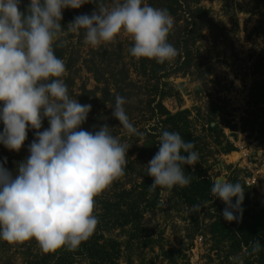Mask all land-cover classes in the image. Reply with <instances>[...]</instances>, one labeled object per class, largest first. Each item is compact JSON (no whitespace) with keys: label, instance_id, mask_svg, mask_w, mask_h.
<instances>
[{"label":"rangeland","instance_id":"rangeland-1","mask_svg":"<svg viewBox=\"0 0 264 264\" xmlns=\"http://www.w3.org/2000/svg\"><path fill=\"white\" fill-rule=\"evenodd\" d=\"M144 2L148 4L147 0ZM260 2L200 0V5L210 10L216 25L213 29L205 28L192 46L194 59L190 69L164 78L158 89L154 87L155 79L140 75L143 70L139 68L138 59L130 54L134 42L127 34L121 33L114 43L97 48L84 44V30L79 34L68 32L62 37L67 41L63 46L70 58L67 63H71V70H66L62 79L73 77L72 83L67 82L69 95L79 103L84 99L87 104L96 105L92 114H88L90 122L82 128L95 132L107 124L112 135L129 147L126 169L130 177L116 180L111 184L112 192L95 198L97 214L105 198L115 201L124 182H137L147 171L150 160L145 159L141 148L154 133L151 127L159 115L149 103L157 104L161 90L167 94L162 99L166 110L172 114L190 110L191 130L194 136L201 137L193 138V143L202 167L214 180L223 178L243 186L242 213H235L238 220L249 219L252 223L255 214L264 212V4ZM29 4L30 0H21L20 10L27 9ZM94 9L95 4L86 3L79 9H71L70 13L91 15ZM65 12L63 9V20ZM71 22L61 25L65 31ZM176 62V57L166 61L168 68ZM111 72L117 79L126 77L117 85L124 88L121 96L127 100L126 114L133 126L144 134L142 137L128 134L113 117L115 100L103 103L106 91L115 90ZM155 96L157 100L152 102ZM210 102L221 107L217 120L223 131L217 135L203 129ZM229 122L231 126L227 125ZM229 146L234 150L228 151ZM4 150L6 148L1 149ZM29 155L27 153L23 161ZM13 162L9 171L15 176L17 161ZM126 187L131 186L126 184ZM217 199L202 202L197 211L195 205L178 200L172 188L162 191V205L145 210L140 225L117 226L106 233V237L119 243L118 264H259L253 245L239 247L234 237L235 228L228 226V222V227L219 222L225 221V208L220 206L217 212L213 207ZM232 203H236V198L233 197ZM239 229L242 228L239 226ZM39 248L34 239L17 244L0 240V264H28ZM74 264H88V261L79 257Z\"/></svg>","mask_w":264,"mask_h":264},{"label":"clouds","instance_id":"clouds-1","mask_svg":"<svg viewBox=\"0 0 264 264\" xmlns=\"http://www.w3.org/2000/svg\"><path fill=\"white\" fill-rule=\"evenodd\" d=\"M21 0H0V144L19 152L28 128L36 131L30 155L12 172L0 164V240L9 244L35 240L45 254L66 248L74 251L94 233L99 219L95 198L125 174L129 147L113 136L107 124L92 132L81 125L91 111L69 95L62 79L65 62L54 52V43L63 47L68 32L84 30L85 45L97 48L114 43L127 34L134 42L129 49L136 59H154L163 64L178 55L167 38L174 18L167 9L155 8L144 0H30L27 11ZM95 4L91 15L76 16L66 30L62 11ZM117 95L112 113L128 134L143 136L130 122ZM49 127L39 131L44 119ZM159 150L148 162L147 175L153 178L149 191L190 184L184 165L193 166L199 154L192 141L179 133L162 131ZM182 153H187V156ZM6 159L4 163H6ZM211 194L227 207L226 221L238 220L244 188L223 178L213 181ZM233 197L236 203L233 204ZM199 210V205L194 206ZM260 244L253 242L252 251Z\"/></svg>","mask_w":264,"mask_h":264},{"label":"trees","instance_id":"trees-1","mask_svg":"<svg viewBox=\"0 0 264 264\" xmlns=\"http://www.w3.org/2000/svg\"><path fill=\"white\" fill-rule=\"evenodd\" d=\"M147 1L152 7L167 9L170 15L174 18V26L168 35L167 41L178 50V55L176 56L177 62L175 66L168 68L169 64L166 62L160 64L154 59H138L139 68H141V71L143 70L142 74L140 75L142 77L144 76L145 78L148 77L150 80L155 79L154 87L158 89L160 84L163 83L162 81L164 78L175 75L179 71L190 69L191 65H193L192 61L194 59L191 50L192 46L196 43V41H198L199 37L202 36V32L205 28L213 29L216 24L210 16V10L203 5H200V0ZM260 4H264V0H261ZM26 11L27 9L23 10L22 12ZM70 11V8H66V12L64 14L65 19H62L61 25L65 24L66 22L73 21L72 19L76 17V13L72 14ZM58 44L59 41H56L53 45L55 55L65 62L66 70H71V63H67L70 58L66 56L65 52L63 51V47L57 46ZM110 77H113L114 79L115 90L114 92H111V90L106 91V96L104 97L103 103L114 101L117 95H123L121 93L123 92L124 88L117 84L118 82L120 83L121 81L125 80L126 77L124 76L121 79H117L115 78L113 72H111ZM72 78L73 77H71V75L65 78L64 81L66 85L69 81L72 83ZM97 80L99 81L101 78L97 77ZM258 85L260 84L258 83ZM84 91L88 93L90 92V90L87 89ZM159 96L160 97L155 106H152V104L149 103L150 107H153L152 110H156L159 116L156 123L151 127L152 131H154L153 135L151 136V140L146 142L145 147L141 148L146 160H151L158 152L159 137L164 130L179 133L186 142H193V138H196L197 140L201 138L199 136H194L191 130L190 121L188 119L191 113L190 110H183L172 114L162 105V99L167 96V94L161 90ZM156 97L157 96L154 97L152 102L157 100ZM80 103L87 104V100L82 99ZM2 106V103H0V108H2ZM95 106V104L91 106V111L89 112L90 114H92V111H94ZM207 111V118L206 122L203 124V129L207 132H210L212 135H217L223 131L220 121L217 120L218 114L221 113V107L220 105L213 102L207 106ZM163 116H166V118L163 119ZM89 122L90 121L88 118L86 122L81 125V127L88 124ZM227 125L231 126L232 124L229 122ZM243 125L244 130L248 129L245 121ZM48 127L49 123L45 118L39 131H43ZM3 128V122L0 121V133L3 132ZM36 131L37 130L32 129L31 127L28 128L27 139L25 140L24 145L19 152L11 151L3 144H0V164H3L4 167L9 170V168L14 163L13 160L17 161L16 165H18L19 162H22L27 153H29L28 149L36 137ZM195 147L193 151H195ZM2 148H6V150L1 151ZM227 149L228 151L234 150L233 146H229ZM8 151L9 154H5ZM182 154L187 156V153ZM5 159L7 161L6 163H4ZM184 171L186 175H192V178L189 185L185 187L174 186L172 188V191H174L178 200L196 206L202 204V202L205 203L214 199V196L211 194V187L213 185L214 179L209 175L208 170L202 167L201 161H198L193 166L184 165ZM125 176L130 177L126 166L125 174L117 180H120ZM139 179L141 180H138L137 182H124L118 199L115 201L105 198L101 202L102 208H100V213L97 214L95 210V214L98 216L99 223L93 235L87 241L83 242L78 249L74 251H68L66 248H61L55 253L45 254L39 248L40 251L34 255L35 258H30L27 263L74 264L77 258L84 257L88 261V264H118L119 243L112 237H106V233L110 232L117 226L123 227L131 225L132 227H135L140 225V222L143 218V212L145 210H152L154 207H158V205H162L161 193L164 190H169L168 188L157 187L155 191H149V187L154 181L151 176L147 175V171L139 176ZM114 182L112 184H114ZM126 184L130 185L131 187L127 188ZM110 187L103 193H106L107 195L109 192H112V187ZM221 201L217 199L213 202V207H216L217 212L220 211V206L223 208L227 207L225 203L222 202L221 204ZM246 203L249 204L250 201H247ZM237 212L239 213V211H234V215ZM219 222L223 226H227L226 223L228 221L220 220ZM228 223V226H233L235 228L234 232L236 235L234 237L237 239L239 247L242 248L244 246H252L253 242H259L261 247L259 252H256L259 257L258 263L264 264V212L255 214L252 223L249 221V219L244 221L235 220ZM239 226L242 229H239Z\"/></svg>","mask_w":264,"mask_h":264},{"label":"built area","instance_id":"built-area-1","mask_svg":"<svg viewBox=\"0 0 264 264\" xmlns=\"http://www.w3.org/2000/svg\"><path fill=\"white\" fill-rule=\"evenodd\" d=\"M253 181H256V180H253Z\"/></svg>","mask_w":264,"mask_h":264}]
</instances>
